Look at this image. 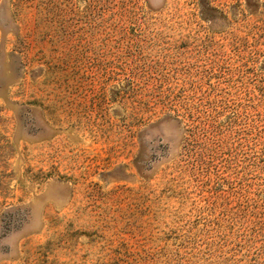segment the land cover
Segmentation results:
<instances>
[{"label": "rangeland", "instance_id": "1", "mask_svg": "<svg viewBox=\"0 0 264 264\" xmlns=\"http://www.w3.org/2000/svg\"><path fill=\"white\" fill-rule=\"evenodd\" d=\"M0 264H264V0H0Z\"/></svg>", "mask_w": 264, "mask_h": 264}]
</instances>
